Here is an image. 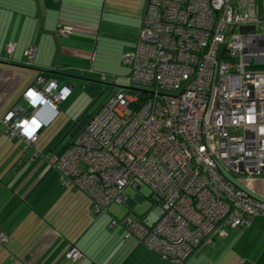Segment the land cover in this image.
I'll return each instance as SVG.
<instances>
[{"label": "built area", "instance_id": "built-area-1", "mask_svg": "<svg viewBox=\"0 0 264 264\" xmlns=\"http://www.w3.org/2000/svg\"><path fill=\"white\" fill-rule=\"evenodd\" d=\"M142 1L133 49L121 62L148 93L114 92L48 160L61 185L87 195L95 214L123 203L127 187L148 186L156 198L152 222L124 217L110 227L164 264H184L227 228L264 217V202L228 176L245 183L264 177V17L257 0ZM71 31L60 27L57 35ZM13 50L7 45V60ZM25 55L31 64L34 49ZM43 83L39 77L23 98L57 111L71 90ZM0 122L24 149L41 129L18 109ZM7 240L0 233V244ZM81 256L75 247L65 255L73 262Z\"/></svg>", "mask_w": 264, "mask_h": 264}, {"label": "crops", "instance_id": "crops-1", "mask_svg": "<svg viewBox=\"0 0 264 264\" xmlns=\"http://www.w3.org/2000/svg\"><path fill=\"white\" fill-rule=\"evenodd\" d=\"M257 3L264 17V2ZM142 9L138 0H0V121L18 109L42 124L36 140L24 149L21 140L8 139L0 122V233L8 239L0 244V264H164L138 240L125 239L118 227H110L112 220L121 219L118 204L95 214L87 195L61 185L59 172L48 160L67 149L106 102L83 125L61 131L68 127L69 108L86 97L82 90L88 76L83 73L90 63L96 69V59H118V26H130L134 20L139 27ZM60 27L72 31L59 37ZM9 44L14 50L7 60ZM30 48L31 64L25 55ZM127 49L119 53L120 59ZM110 66L116 69L115 62ZM115 69L106 74L116 89L109 97L120 88ZM39 77L43 85L55 81L57 90L70 88L57 111L24 100V92L35 87ZM246 184L251 185L250 194L264 202V177ZM125 204L132 205L127 194ZM152 206L156 208L155 202ZM124 217L132 218L129 212ZM136 219L145 222V217ZM72 247L82 254L75 262L65 257ZM184 264H264V217L249 227L227 228L225 237L201 246Z\"/></svg>", "mask_w": 264, "mask_h": 264}, {"label": "rangeland", "instance_id": "rangeland-1", "mask_svg": "<svg viewBox=\"0 0 264 264\" xmlns=\"http://www.w3.org/2000/svg\"><path fill=\"white\" fill-rule=\"evenodd\" d=\"M139 5H142V0H138ZM264 2V0H262ZM122 12H119V15H122ZM126 26V27H124ZM124 27V29L122 28ZM120 29V30H119ZM136 23L133 20V24L130 26L122 25L118 26V59H96L95 67L96 69L91 68L87 70L84 74L88 76L87 79L83 81V86L85 87L82 91L86 93V97H83V101L77 100L76 104L72 105L69 108L68 116L69 119L68 127H61V131L65 133L68 129L72 128V131L76 129L78 126L83 125L85 120L95 112L102 103H104L109 97L110 93L114 91L115 87L112 86L113 78L108 75L106 81L100 80L101 74H109L108 69L113 70L115 67H109L111 62L116 63V71L118 72V86H120L119 90H123L129 95H136L137 92L129 90L127 88H137L140 87L131 83L129 78L127 77L129 73L128 67L124 66L121 62V53L125 51L129 52L133 49L135 43V37L137 33ZM112 34V33H111ZM115 39L114 35L110 36V39ZM117 38V37H116ZM120 53V54H119ZM6 59V58H5ZM107 64V65H106ZM80 91V88H77ZM94 89V90H93ZM116 90V89H115ZM73 96L72 98H74ZM77 99V98H76ZM71 135L65 137V143L70 140ZM229 178L234 180L241 188H243L246 192L251 193V185L242 182L240 177L234 174H228ZM126 194L130 200H132V205H126L125 201L121 204H118V218H121L125 215L126 212H129L130 216L133 219L145 217V223L150 224L152 222L151 214L156 213V208L152 206V203L155 202L156 198L152 195V190L148 186H142L139 190H135L131 187H127ZM152 253V252H151ZM153 255L157 257L154 253Z\"/></svg>", "mask_w": 264, "mask_h": 264}, {"label": "water", "instance_id": "water-1", "mask_svg": "<svg viewBox=\"0 0 264 264\" xmlns=\"http://www.w3.org/2000/svg\"><path fill=\"white\" fill-rule=\"evenodd\" d=\"M251 30H254V29L251 28ZM127 89L132 90V91L137 92V93H148V91H146V90L137 89V88H127Z\"/></svg>", "mask_w": 264, "mask_h": 264}, {"label": "clouds", "instance_id": "clouds-1", "mask_svg": "<svg viewBox=\"0 0 264 264\" xmlns=\"http://www.w3.org/2000/svg\"><path fill=\"white\" fill-rule=\"evenodd\" d=\"M38 120V119H37ZM39 121V120H38ZM40 122V121H39ZM41 124V123H40ZM41 126H42V124H41Z\"/></svg>", "mask_w": 264, "mask_h": 264}, {"label": "trees", "instance_id": "trees-1", "mask_svg": "<svg viewBox=\"0 0 264 264\" xmlns=\"http://www.w3.org/2000/svg\"><path fill=\"white\" fill-rule=\"evenodd\" d=\"M259 4V3H258ZM260 9V8H259Z\"/></svg>", "mask_w": 264, "mask_h": 264}]
</instances>
